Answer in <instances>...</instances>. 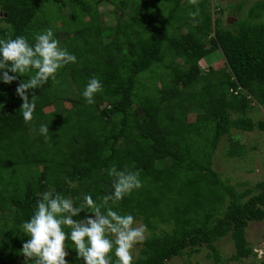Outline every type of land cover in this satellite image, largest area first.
<instances>
[{"label": "trees", "instance_id": "16d2710c", "mask_svg": "<svg viewBox=\"0 0 264 264\" xmlns=\"http://www.w3.org/2000/svg\"><path fill=\"white\" fill-rule=\"evenodd\" d=\"M211 3L199 0L194 23L188 13L197 6L189 0H0L7 13L0 39L24 36L34 44L35 34L51 28L77 58L58 71V84L50 79L29 90V99L38 97L30 122L16 88L31 73L0 80V264H25L22 224L44 193L74 206L85 194L100 203L113 191L112 165L139 171L142 181L113 206L151 232L133 264H167L203 245L218 264L216 243L228 236L236 246L231 260L253 254L246 232L264 221V192L238 191L213 169V158L227 135V155L245 154L234 130L264 131V120L248 115L253 103L264 108V0L235 29L213 19ZM103 6L113 7L114 25L103 21ZM216 51L224 67L203 69ZM93 77L103 90L88 104L82 93ZM66 250L69 264H85L70 240Z\"/></svg>", "mask_w": 264, "mask_h": 264}, {"label": "clouds", "instance_id": "9594fccd", "mask_svg": "<svg viewBox=\"0 0 264 264\" xmlns=\"http://www.w3.org/2000/svg\"><path fill=\"white\" fill-rule=\"evenodd\" d=\"M197 6L188 13L194 23L200 16L199 0H189ZM34 44L24 36L14 39H0V80L11 84L19 76L31 73L27 81L18 84L16 94L23 103L20 113L25 122L33 119L38 97L29 90L40 89L51 81L58 84L57 73L68 64L76 63L77 58L67 48L60 46L51 28L34 35ZM13 73L15 75H9ZM103 90L100 80L91 78L82 93L86 103L93 104L94 97ZM40 134L49 139V127L41 124ZM112 178V193L106 194L97 203L90 194L83 195L79 206L72 199L57 193L55 196L44 193L30 220L22 224V230L29 239L22 245L25 264H68L66 241L70 240L77 252V259L85 264H133L132 251L142 243L147 231L146 225L136 224L131 214H120L114 210L126 195L142 187L139 171L115 165L108 169ZM70 182V181H69ZM87 209V211H86ZM82 212L90 213L84 219H75ZM69 231L66 233L64 229ZM252 251L258 258H264V241Z\"/></svg>", "mask_w": 264, "mask_h": 264}, {"label": "rangeland", "instance_id": "374dc122", "mask_svg": "<svg viewBox=\"0 0 264 264\" xmlns=\"http://www.w3.org/2000/svg\"><path fill=\"white\" fill-rule=\"evenodd\" d=\"M262 0H212L210 11L214 20L218 19L223 28L235 29L234 24L249 19V10L251 7ZM112 6H103V21L114 25L116 19L113 18ZM237 28V27H236ZM203 69L208 70V65L212 64L216 69L223 68L225 60L220 51H216L208 58L203 60ZM150 84V83H149ZM73 88V87H72ZM253 108L248 115L255 121L264 120V108L257 103H253ZM49 110H54L49 109ZM48 110V111H49ZM194 115H190L188 120L193 122ZM234 140H239L244 145L245 154L241 157L230 158L229 152L230 136H225L219 144L213 158V169L219 173L224 181H229L232 186L240 192L251 189L254 194L264 192V131L255 129L252 132L234 130L232 132ZM262 185V186H261ZM136 224L144 225L143 221H136ZM162 227H165L162 225ZM151 232L147 229L145 238H148ZM145 240V239H144ZM246 240L251 249L259 246L261 241H264V221L251 222L247 228ZM221 260L218 264H263L264 258H258L256 254L247 256L241 260H231L236 255V246L230 236L223 238L216 243ZM142 243L137 244L133 251V262L140 256ZM67 251V250H66ZM68 252V251H67ZM69 252L68 256L69 257ZM24 261L20 259L17 264H22ZM69 264V263H68ZM167 264H217L212 257V251L206 246L200 247L199 253H194L191 250L182 257H178L169 261Z\"/></svg>", "mask_w": 264, "mask_h": 264}, {"label": "water", "instance_id": "95a60500", "mask_svg": "<svg viewBox=\"0 0 264 264\" xmlns=\"http://www.w3.org/2000/svg\"><path fill=\"white\" fill-rule=\"evenodd\" d=\"M0 15H1V16H5V17H7V13L4 14V13H2L1 11H0Z\"/></svg>", "mask_w": 264, "mask_h": 264}]
</instances>
